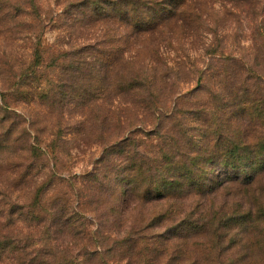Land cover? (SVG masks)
Instances as JSON below:
<instances>
[{"label": "rangeland", "instance_id": "374dc122", "mask_svg": "<svg viewBox=\"0 0 264 264\" xmlns=\"http://www.w3.org/2000/svg\"><path fill=\"white\" fill-rule=\"evenodd\" d=\"M116 2L0 0L4 234L41 238L22 214L43 195L86 227L83 244L51 230L53 264L71 253L79 264H264V0ZM130 136L125 156L106 152ZM31 145L43 153L21 151ZM175 147L183 157H166ZM130 152L136 164L199 160L196 194L126 202V177L109 168Z\"/></svg>", "mask_w": 264, "mask_h": 264}, {"label": "trees", "instance_id": "16d2710c", "mask_svg": "<svg viewBox=\"0 0 264 264\" xmlns=\"http://www.w3.org/2000/svg\"><path fill=\"white\" fill-rule=\"evenodd\" d=\"M134 1L135 0H117L115 6L121 5L120 7L124 8L125 5ZM137 1L138 0H136V2ZM94 2L98 3V1ZM134 4L136 5L137 3L134 2ZM121 15L128 16L127 9H123ZM41 40L42 37L37 35L35 38V55L39 52V48L42 45ZM33 62L37 63L38 60L34 59ZM133 133L134 136H136L135 132ZM130 143L131 136L113 143L109 149H106V152L111 153V151L118 149L119 152L116 156H118L120 159L125 156L129 146H131ZM122 147H124L123 150H121ZM21 151L24 153L29 152L32 157H35L37 156L38 150H36L33 145H31L27 148L21 149ZM180 151L181 150L179 147H175L172 148V150H169L165 156H174L175 158L181 159L184 153ZM130 154L131 152L127 155V157H125L124 162H126V164H124L122 167L119 166L121 171H116L118 165L115 167L110 166L109 168V175L111 173L112 175H115L116 180L126 177V184L124 185L125 194L123 193L126 195V202L138 201V203L143 206L159 205L160 202H165V204L167 202V204L169 203L170 205H177L179 200L184 197V194H196L194 186L197 184V182H199V175L203 172L200 169L201 162L199 160L190 164H186L184 162L180 163L177 161H165L162 163L156 160L136 164L135 157L140 155V153L135 152L133 156H130ZM143 169L146 170L143 171ZM220 176L222 175L219 174L218 179ZM253 180L254 178L247 179V183L251 184L253 183ZM192 181H194L193 184ZM139 186L143 187V189H140ZM214 189V187L210 188L207 186L205 190H202L201 188L202 191L207 193H212ZM45 202V197L43 195H35V197L31 196V198L25 204L26 206L23 207L24 210L22 214L23 220L26 221L30 226L36 225L44 227L41 238L36 239V235H34L28 237L23 243H21L16 239L15 232H6L7 234H4V231L0 225V264H53L52 251L54 244L50 242V236L48 235L52 233L51 230H54L55 226L61 233H68L71 231L73 232V235L80 236L82 240L80 242L83 244V233L85 232L86 227L82 224L78 227L76 224V222H79V220L83 218L81 212L74 208H69L66 204L62 205V207L64 206V208H62L60 203H53L48 207H44L43 204ZM21 209L22 207L19 208V210ZM56 239L58 240V237ZM131 239L132 238L129 236L125 240V246L130 250L133 248V246H136V244L134 245L127 243V241ZM83 248H85V256L89 262L92 259L94 253L90 252L87 246H84ZM62 250L65 251L67 249ZM158 252L160 251L157 249V251L153 253ZM16 255L18 256L15 257ZM77 260V257L71 253V256L65 261H61L60 259V263L79 264Z\"/></svg>", "mask_w": 264, "mask_h": 264}]
</instances>
